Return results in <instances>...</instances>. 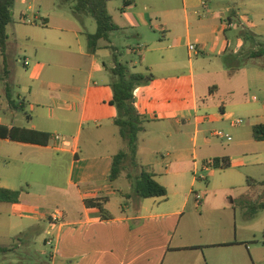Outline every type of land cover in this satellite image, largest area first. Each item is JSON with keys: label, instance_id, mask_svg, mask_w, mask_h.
<instances>
[{"label": "crops", "instance_id": "0c3cea01", "mask_svg": "<svg viewBox=\"0 0 264 264\" xmlns=\"http://www.w3.org/2000/svg\"><path fill=\"white\" fill-rule=\"evenodd\" d=\"M130 1L128 6L121 1L122 7L114 0L107 2L118 30L89 53L86 38L95 32L88 27L89 15L75 16L62 0H16L19 7L12 9V22L33 28L24 39L34 65L28 83L19 85L35 114L25 113L29 126L1 120L0 125L40 131L49 138L46 145L0 142L38 157L54 151L55 161H65L67 170L65 188L54 199L20 194L17 203L0 202V209H7L9 227L7 236L0 233V246L31 248L40 240L50 247L48 261L34 264H264V226L258 231L254 225L264 210L250 217L244 203L252 201L241 195L243 210L238 215L236 204L229 201L231 186L218 181L231 171L264 173V141H255L251 132L264 121L249 123V131L233 147L213 136L225 123L236 127L232 109L264 113V100L248 96L247 82L237 87L235 75L243 70L235 66L244 42L255 46L264 37V0H249V16L240 12L244 0ZM235 27L239 31L231 39ZM244 31L252 38L245 39ZM122 44L128 49L125 55ZM110 47L130 73L152 75L150 82L134 90L135 106L146 119L144 132L154 126L165 154L146 165L137 159L165 187V197L141 199L125 176L108 180L116 154L117 115L110 104ZM184 50L187 60L182 58ZM193 55L203 57L193 60ZM8 91L6 86L0 96ZM19 106L25 107L24 101ZM54 134L67 142L54 140ZM140 152L138 145L137 157ZM222 158L228 168L203 167L207 159ZM241 176L246 188L254 187L247 183L253 175ZM195 194L202 197L199 203ZM116 196L121 199L113 211L110 204ZM93 199H105L109 218L85 207L84 201ZM56 210L63 218L52 223L49 217ZM29 231L34 235H26ZM36 232L42 234L36 237ZM48 238L51 245L46 244Z\"/></svg>", "mask_w": 264, "mask_h": 264}, {"label": "rangeland", "instance_id": "374dc122", "mask_svg": "<svg viewBox=\"0 0 264 264\" xmlns=\"http://www.w3.org/2000/svg\"><path fill=\"white\" fill-rule=\"evenodd\" d=\"M116 4L122 3L120 0H114ZM70 8L71 3L67 4ZM249 0H244L240 12H246L249 16L248 8L250 7ZM18 5H14L13 10L16 12ZM88 27L91 32L95 31V22L93 18L86 19ZM247 26L246 24H243ZM32 26L28 23L18 24V22H11L6 27V35L8 37V45L5 54L0 53V92L9 86L8 95L5 93L1 94V100H3L2 106L0 105V120L1 122L11 125H21L29 126L26 114L34 117V112L30 110V104L33 102L30 100L27 93H24L20 89L19 84H27L30 79V72L33 68L34 62L30 57V50L26 44L25 37L26 33L30 31ZM249 28V26H247ZM38 30L37 28H34ZM239 28L235 27L232 32L229 33L231 39H235V35L238 34ZM51 33H54L51 31ZM258 45L253 46L251 42L245 41L244 46L241 48L239 56H237L238 64L235 68H242V71L236 72V85L239 87L241 83H246L250 85V90L248 91V96L259 97V99L264 100V54L261 57L251 58L249 55L253 50L259 48L264 49V37L258 40ZM121 55H125L128 52L127 47L122 44L120 45ZM182 58L188 59L186 50L181 52ZM48 57V56H47ZM202 55L197 58L191 56L193 60L202 59ZM28 60V66H24V60ZM121 59V56L120 58ZM122 60V59H121ZM123 62V61H121ZM125 62V61H124ZM201 62V61H200ZM206 65V63H204ZM132 71V69H130ZM3 79L5 81L3 82ZM24 101L25 107L23 110L20 109L19 104ZM41 106V105H39ZM36 107V106H35ZM233 121L241 120L242 123L236 127L230 126V123H225V128L215 129L216 131H222L226 136L231 137V141L226 140L221 141L217 137L214 139L221 141L224 146H234L235 142L241 140L244 132H248L249 123H257L264 121V113L253 112L251 109L236 108L232 109ZM26 113V114H25ZM10 120H13L10 121ZM12 122V123H11ZM146 126L147 122L145 123ZM114 134L116 136V149L115 152L120 150H127L126 144L118 136V128L115 126L113 128ZM138 145L141 147L140 155L138 159L142 161L143 165L148 162H152L155 158H160L161 154H165L162 149H160L161 144L156 139V129L154 126L149 125L146 128V132L139 134ZM56 154L54 151L46 152L42 157H38L36 153L30 150L19 149L13 144H6V142H0V185L8 184L13 186L15 190L19 191L22 196H34L39 199L52 198L57 194V191L65 188L66 183V163L65 161L56 162ZM214 160V159H212ZM215 161V160H214ZM212 167H218L216 165ZM148 168V167H147ZM252 176L255 181H264V173L262 171L256 170L252 172L248 170H237L226 172L218 181L221 184H227L231 186L233 193L229 196V201L232 200L236 206L238 215L241 214L243 206L240 205V196H247L250 201H262L264 200V186L254 185L252 188H246V182L244 183L241 174ZM201 173H197L200 176ZM252 178V179H253ZM198 179V177H197ZM198 181H202L199 180ZM2 187V186H0ZM196 191H200L198 186L195 187ZM200 195V194H199ZM121 198L116 196L112 199L110 208L116 211L118 208V201ZM258 220L254 222L257 225V230L264 226V214ZM7 209H0V233L7 236V231L9 227L5 224L7 222ZM6 220V221H5ZM5 221V222H4ZM20 223H25L22 221ZM41 233L35 234L36 237L41 235ZM26 235H34L33 231H29ZM260 238L263 239L262 233H260ZM10 243V241H6ZM260 244L263 243L260 241ZM17 249H11V253L5 255V257L0 256V264H34L36 262L48 261L47 255L50 250L49 246L43 244L40 240L37 245L31 246H18Z\"/></svg>", "mask_w": 264, "mask_h": 264}, {"label": "trees", "instance_id": "16d2710c", "mask_svg": "<svg viewBox=\"0 0 264 264\" xmlns=\"http://www.w3.org/2000/svg\"><path fill=\"white\" fill-rule=\"evenodd\" d=\"M111 0H62L63 3H71L70 10L75 16L89 15L95 22V32L87 35V48L89 53H94L98 48L99 41L109 42V34L118 28L112 22L111 16L107 10V2ZM124 6L130 4V0H121ZM16 0H0V53L5 54L8 37L6 27L12 22V9ZM245 39L252 38V35L244 31ZM112 51V60L114 67L110 69L112 89V99L110 104L115 107L117 115L113 121L118 128L120 139L126 144L127 150H120L112 157V165L108 180L113 182L125 176L132 184L133 192L141 199L152 197H165L167 191L164 186L157 183L153 174L138 162L137 149L139 134L145 131L146 119L140 115L135 106L134 90L151 81L152 75L146 73H130L126 65L120 63L117 59L116 49L110 47ZM264 49L259 48L250 53L251 58L261 57ZM8 95V94H7ZM23 110L22 106H19ZM24 111V110H23ZM27 116V115H26ZM252 137L255 141H264V123H258L251 128ZM0 138L9 139L23 143L46 145L48 143V134L26 129L22 127H7L0 125ZM215 165L218 166V159ZM222 161L221 168L229 167L226 158ZM132 173H135L132 175ZM249 185L264 186V181L257 182L253 179H247ZM20 192L0 187L1 203H17ZM105 199L85 200L84 205L87 209H96L103 218H109L103 208ZM244 206L250 217L258 211L264 210V200L245 202ZM12 247L0 246V255L10 252Z\"/></svg>", "mask_w": 264, "mask_h": 264}, {"label": "built area", "instance_id": "2783aa9c", "mask_svg": "<svg viewBox=\"0 0 264 264\" xmlns=\"http://www.w3.org/2000/svg\"><path fill=\"white\" fill-rule=\"evenodd\" d=\"M229 26H230V24H228ZM189 50L190 51H194L195 50V47L193 46V45H190L189 47ZM23 65L24 66H27L28 65V61L27 60H24V62H23ZM242 123V121L241 120H234V121H232V125L233 126H237V125H240ZM213 136L214 137H217L218 139H220L221 141H223V140H226L227 142H230L231 141V137L230 136H226L222 131H214L213 132ZM53 139L54 140H58V141H62L63 143H66L67 142V140L66 139H64L61 135H58V134H54L53 135ZM215 165V161L214 160H212V159H207L206 161H204V163H203V167L204 168H210V167H212V166H214ZM218 166H222V161H218ZM201 195H199V194H195V199H196V202L197 203H199L200 202V200H201ZM63 217H62V213H61V211H59V210H56V211H54L51 215H50V217H49V219H50V221L52 222V223H56V222H58V221H61V219H62ZM46 244L47 245H51L52 244V240L50 239V238H48L47 240H46Z\"/></svg>", "mask_w": 264, "mask_h": 264}, {"label": "water", "instance_id": "95a60500", "mask_svg": "<svg viewBox=\"0 0 264 264\" xmlns=\"http://www.w3.org/2000/svg\"><path fill=\"white\" fill-rule=\"evenodd\" d=\"M11 15H12V13H11Z\"/></svg>", "mask_w": 264, "mask_h": 264}]
</instances>
